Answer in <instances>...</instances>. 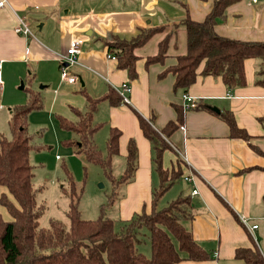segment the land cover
I'll return each instance as SVG.
<instances>
[{
	"label": "crops",
	"instance_id": "0c3cea01",
	"mask_svg": "<svg viewBox=\"0 0 264 264\" xmlns=\"http://www.w3.org/2000/svg\"><path fill=\"white\" fill-rule=\"evenodd\" d=\"M5 1L0 8V114L8 123L10 109L26 103V91L38 92L42 106L28 114V129L52 133L59 146L70 132L60 129L58 117L74 122V111L86 109L85 95L97 98L128 83L126 103L116 107L106 101L99 104L93 116L99 125L93 142L100 136L106 143L110 128L118 129L119 154L112 164L124 167L128 141L134 140L137 169L133 180L120 187L117 219L128 220L142 210L148 213L159 180L154 150L142 134L139 117L158 133L169 122H176L183 92L174 90L170 73L162 78L159 74L186 53V32L179 25L185 14L202 21L212 8V0ZM252 1L238 0L229 6L216 22V34L264 43V0ZM18 20L27 24L29 36L14 32ZM144 29L161 30L135 49L137 77L128 81L127 72L108 59L106 41L113 35L130 39ZM166 37L164 61L146 65L147 57L158 53L159 43ZM72 40L79 42L80 53L77 62L67 68L68 75L76 78L69 83L60 78L58 56ZM258 71L259 61L246 59L245 85L232 90L226 89L219 77L198 74L186 91L198 107L182 111V122L169 136H163L168 148L162 153V167L169 172L181 171V178L172 184L174 193L188 196L192 203L193 218L182 225L210 256L204 261L176 264H246L235 258L234 252L254 246L264 259V157L244 140L230 138L228 126L216 115L230 111L237 126L253 137L252 144L264 150V85L256 83ZM189 174L193 183L183 181ZM193 189L197 194L191 195ZM2 192L6 189L0 187ZM7 216L4 220H10ZM241 217L257 228L249 232L241 225Z\"/></svg>",
	"mask_w": 264,
	"mask_h": 264
},
{
	"label": "trees",
	"instance_id": "16d2710c",
	"mask_svg": "<svg viewBox=\"0 0 264 264\" xmlns=\"http://www.w3.org/2000/svg\"><path fill=\"white\" fill-rule=\"evenodd\" d=\"M207 1V0H200ZM238 0H212V8L202 21L193 20L188 13L179 25L186 32V53L177 57L173 66L165 68L159 77L168 73L174 77L175 91L187 89L195 82L197 75L219 77L228 90L245 85L244 61H259L256 83L264 85V43L245 42L224 38L216 34V22L224 17L225 10ZM161 29H144L130 39L110 36L106 41L107 54L116 61V68L127 72L128 81L136 79V48L144 45ZM167 37L159 43L155 56L147 57L146 65L162 63L167 50ZM202 66L199 73L197 70ZM26 103L10 109L8 129L10 137L0 133V187L6 193L0 194V206L5 209L10 220L0 214V264H176L182 260L204 261L210 259L208 253L193 240L182 221L193 218L192 203L188 196L178 195L167 206L158 209L161 197L174 182L182 176L181 171H166L162 167V153L168 148L163 136L169 134L182 122L183 112L177 110L176 122H169L158 133L139 117L143 136L154 150V170L158 176V186L152 191L151 208L142 210L130 219L122 221L119 229L105 216L95 220H84L79 211L83 194V184L76 183L66 174V185L61 187L68 198L66 210L67 226L59 220L49 222L47 228H40L38 219L43 215V203L36 201V191L32 184V166L29 155L39 148L32 143L33 136L28 130V114L39 110L42 98L38 92L26 91ZM85 111L75 110L76 121L58 117L60 129L70 132L72 138L63 140V146L74 148L87 163L98 165L103 175L111 181V197L108 206L117 198L118 189L133 180L137 169V148L133 139L128 141L125 166L122 174L115 179L112 174V159L119 154L120 131L110 128L106 139L105 154L96 147L93 135L99 125L93 116L99 104L106 101L111 106L123 103L113 89L97 98L85 95ZM198 107V106H197ZM229 128L230 138L244 140L256 153L264 157V150L252 144L253 139L239 128L230 111L216 113ZM263 122L262 119H259ZM149 234V256L141 253L142 230ZM234 257L246 264H264V259L253 249H236Z\"/></svg>",
	"mask_w": 264,
	"mask_h": 264
},
{
	"label": "rangeland",
	"instance_id": "374dc122",
	"mask_svg": "<svg viewBox=\"0 0 264 264\" xmlns=\"http://www.w3.org/2000/svg\"><path fill=\"white\" fill-rule=\"evenodd\" d=\"M29 133L33 136L32 143L39 149L32 150L29 155L32 166V184L36 191V201L43 203L45 210L38 219L40 228H47L52 220L62 221L68 224L65 216L68 198L62 193L61 187L66 185V174H69L76 183L83 184V194L79 202V211L84 220H95L99 216H105L114 222L115 229H119L122 224L117 219L118 203L121 198V188L118 189L117 198L113 199L112 205L108 206L111 197V181L107 179L98 165L87 163L81 154H77L74 148L63 146V140L71 139L73 136L61 139L59 146L52 133H37L39 129L29 128ZM41 132V131H40ZM0 133L9 138L10 133L7 125V117L0 114ZM96 147L105 154V142L102 137L96 139ZM59 155V159L56 158ZM115 158H117L115 156ZM117 161V160H116ZM124 164H112V174L118 179L124 169ZM180 181L176 183V186ZM175 185H172L158 202V209H161L176 198L174 193ZM2 218L8 219L5 209L0 206ZM148 232L142 230L137 249L149 256Z\"/></svg>",
	"mask_w": 264,
	"mask_h": 264
},
{
	"label": "built area",
	"instance_id": "2783aa9c",
	"mask_svg": "<svg viewBox=\"0 0 264 264\" xmlns=\"http://www.w3.org/2000/svg\"><path fill=\"white\" fill-rule=\"evenodd\" d=\"M252 2H255V0H253ZM6 4L7 3L5 0H0V8L4 7ZM14 32L16 34H19L22 36H29L30 35L29 28L23 20H18V25L14 28ZM79 53H80L79 42L72 40L69 42L65 53L60 54L58 56V62L60 64V78H61V80L67 81L69 83H74L76 81L75 77L68 75L67 68L69 66L74 65L77 62L76 59H77V56L79 55ZM107 57H108V59L114 60V58L110 55H108ZM0 70H1V63H0ZM0 86H1V78H0ZM115 91L121 97L123 103H126L128 101L127 93L130 91V85L128 83H123L119 88L115 89ZM180 105H181L183 112L190 110V109L197 108V104H196L195 99L193 97H191L190 95H188L187 93H183L181 95ZM181 129L183 130L184 127H181ZM56 158H59V157L57 156ZM184 161L187 162L186 160H184ZM182 178H183V181L187 182V183H193V180H194V177L192 176V174H189L187 176H183ZM195 194H197V190L193 189L191 191V195H195ZM240 223L249 232H251L257 228V225H249V221L247 218L241 217ZM215 255L216 254L214 253V256Z\"/></svg>",
	"mask_w": 264,
	"mask_h": 264
},
{
	"label": "water",
	"instance_id": "95a60500",
	"mask_svg": "<svg viewBox=\"0 0 264 264\" xmlns=\"http://www.w3.org/2000/svg\"><path fill=\"white\" fill-rule=\"evenodd\" d=\"M20 88H22V83H21V86H20Z\"/></svg>",
	"mask_w": 264,
	"mask_h": 264
}]
</instances>
